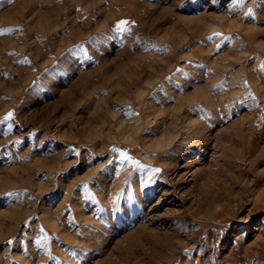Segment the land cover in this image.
<instances>
[{
  "label": "rangeland",
  "instance_id": "374dc122",
  "mask_svg": "<svg viewBox=\"0 0 264 264\" xmlns=\"http://www.w3.org/2000/svg\"><path fill=\"white\" fill-rule=\"evenodd\" d=\"M3 29L0 264H264V0H0Z\"/></svg>",
  "mask_w": 264,
  "mask_h": 264
},
{
  "label": "snow or ice",
  "instance_id": "6c2138e0",
  "mask_svg": "<svg viewBox=\"0 0 264 264\" xmlns=\"http://www.w3.org/2000/svg\"><path fill=\"white\" fill-rule=\"evenodd\" d=\"M123 23H126V22H122V24ZM118 27H120V26H118ZM12 31H14V29H3V30H0V34H3L4 32H12ZM10 117H11V115L8 118H10ZM113 151H118V150L113 149ZM120 158L122 161H130L134 166L144 167L143 165H139V162L133 160V158L130 157L126 152H120ZM156 171L158 172L160 170L157 169ZM37 243H39V241H37Z\"/></svg>",
  "mask_w": 264,
  "mask_h": 264
},
{
  "label": "bare ground",
  "instance_id": "6f19581e",
  "mask_svg": "<svg viewBox=\"0 0 264 264\" xmlns=\"http://www.w3.org/2000/svg\"><path fill=\"white\" fill-rule=\"evenodd\" d=\"M241 130V129H240ZM259 158V157H258ZM257 159V158H256ZM258 160V159H257ZM256 160V163L258 162ZM250 167H252V165L250 166ZM253 169V168H252ZM249 170V169H248ZM248 170H246V171H248ZM249 172V171H248ZM261 176H263V174L261 175ZM259 179V178H258ZM264 180V179H263ZM221 190V189H220ZM218 193H220L219 191H217ZM262 192H263V190H262ZM261 192V193H262ZM218 196H220V194L218 195ZM217 197V196H216ZM221 197H223L222 195L220 196V197H217V198H221ZM225 197V196H224ZM259 198V197H258ZM216 200V199H215ZM220 200V199H219ZM257 200V199H256ZM264 200V192L262 193V195L260 194V198L257 200V203H259V202H261V201H263ZM217 202H218V200H217ZM201 209V208H200ZM252 210V209H251ZM250 210V211H251ZM130 211H131V209H130ZM220 214V213H219ZM219 216H222V215H219ZM223 217V216H222ZM153 235V234H152ZM154 237V236H153ZM137 239V238H136ZM138 240V239H137ZM131 242V241H130ZM173 242V241H172ZM137 243V242H136ZM175 243V242H174ZM170 244V243H169ZM123 245H125V244H123ZM127 246V245H126ZM171 246V245H170ZM162 247V246H161ZM164 248V247H163ZM162 248V249H163ZM167 248H169L170 249V247H167ZM159 249H161V248H159Z\"/></svg>",
  "mask_w": 264,
  "mask_h": 264
}]
</instances>
